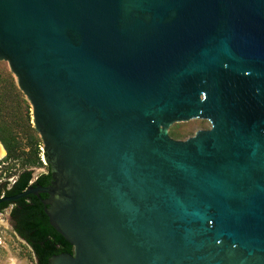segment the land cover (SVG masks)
I'll return each instance as SVG.
<instances>
[{
    "label": "water",
    "instance_id": "1",
    "mask_svg": "<svg viewBox=\"0 0 264 264\" xmlns=\"http://www.w3.org/2000/svg\"><path fill=\"white\" fill-rule=\"evenodd\" d=\"M0 62L75 251L50 264H264V0H0Z\"/></svg>",
    "mask_w": 264,
    "mask_h": 264
},
{
    "label": "trees",
    "instance_id": "2",
    "mask_svg": "<svg viewBox=\"0 0 264 264\" xmlns=\"http://www.w3.org/2000/svg\"><path fill=\"white\" fill-rule=\"evenodd\" d=\"M0 141L8 152L7 161L22 160L26 169L45 167L41 157L44 144L33 124L32 107L5 62H0ZM22 177L26 182L18 185V193L25 191L32 173L26 172ZM50 178L51 175L44 176L42 181ZM30 209L23 219L25 224L38 229L33 247L39 264H50L55 256L74 254V247L52 230L43 208L39 211L38 207L31 206ZM52 234L61 239V247L56 246Z\"/></svg>",
    "mask_w": 264,
    "mask_h": 264
},
{
    "label": "flooded vegetation",
    "instance_id": "3",
    "mask_svg": "<svg viewBox=\"0 0 264 264\" xmlns=\"http://www.w3.org/2000/svg\"><path fill=\"white\" fill-rule=\"evenodd\" d=\"M32 115H33V108H32ZM41 151H43L41 153V157L44 158L46 155L45 146L41 147ZM7 157H8V152L4 147V145L2 144V142L0 141V216L4 217L9 221V229L11 230L13 236L22 244L23 247L29 249V252L34 256L36 260V264H39L38 258L34 252V247H33V243H35V239L37 238L38 229L32 228L30 225L25 224L23 218L25 215L30 213V210H32L30 209L31 206L38 207L40 209L39 211H41V207H42L43 212L45 213L46 217H48L49 224L51 225L50 218L47 215V208H49L48 202L50 200V196L46 193L41 192L42 191L41 189H47L53 186L54 179L52 178L51 175V167L45 163L47 165L45 169L47 170L37 175V171L43 168L26 169L23 166L22 160L7 161ZM26 172L32 173V179L28 181L25 191H27L30 188H35L37 190V193L19 200L5 202V200L7 199L14 198L25 192L23 191L18 193L16 192V190L19 184H24L26 182V179H23L22 177ZM50 175L51 178L49 180L45 179L42 181V178L44 176H50ZM51 228L54 232H57L52 227V225ZM51 237L55 241L57 247L62 246L61 239H59L53 234ZM1 251H2V242L0 241V252Z\"/></svg>",
    "mask_w": 264,
    "mask_h": 264
},
{
    "label": "rangeland",
    "instance_id": "4",
    "mask_svg": "<svg viewBox=\"0 0 264 264\" xmlns=\"http://www.w3.org/2000/svg\"><path fill=\"white\" fill-rule=\"evenodd\" d=\"M10 68L9 64L6 63ZM11 70V69H10ZM211 124L204 120H194L187 123H178L171 127V136L176 140L186 141L195 136L201 130H208ZM3 151V149H2ZM43 152V151H42ZM44 162V158L42 157ZM45 167L37 171V175L46 171ZM0 241L2 242V251L0 252V264H36L34 256L29 252V249L13 236L9 229V221L0 216ZM5 247V248H4Z\"/></svg>",
    "mask_w": 264,
    "mask_h": 264
},
{
    "label": "bare ground",
    "instance_id": "5",
    "mask_svg": "<svg viewBox=\"0 0 264 264\" xmlns=\"http://www.w3.org/2000/svg\"><path fill=\"white\" fill-rule=\"evenodd\" d=\"M3 153V152H2ZM4 154V153H3Z\"/></svg>",
    "mask_w": 264,
    "mask_h": 264
}]
</instances>
